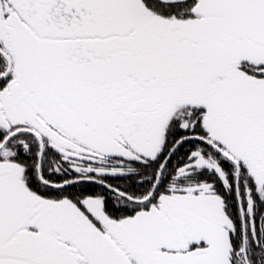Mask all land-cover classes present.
<instances>
[{
	"label": "flooded vegetation",
	"instance_id": "af4514ba",
	"mask_svg": "<svg viewBox=\"0 0 264 264\" xmlns=\"http://www.w3.org/2000/svg\"><path fill=\"white\" fill-rule=\"evenodd\" d=\"M159 1L0 0V145L4 143L0 149L8 147L11 152L9 158L0 159V169L9 171L0 175V253L17 250L51 264H66L45 249V231L40 225L45 210L40 211V207H49L45 205L48 198L53 201L56 197H43L42 192L66 189L78 180L105 183L111 188L115 179L142 169L143 182L151 178L156 164L159 173L178 141L194 137L180 142L174 153L185 141L201 148L188 152L186 164L168 184L169 193L157 196L159 207L151 208L150 204L136 211L144 212L141 234L129 230L127 240L138 264L146 258L155 259L148 242L164 245L162 228L167 224L163 222H177V215L163 206L165 199L175 196L180 212L197 224L183 239L191 240L199 250L189 244L174 260L192 254L189 264L222 262L224 250L227 252L225 232L231 239L234 226L222 200L212 198L213 184L195 183L194 176L200 169L214 172L227 190L232 189L231 178L235 177L237 193L243 168L254 178L264 176V154L247 142L252 133L264 128V45L256 42L264 39L259 33L264 31V15L246 9L264 10V0ZM196 18L208 21L200 31L194 26L193 32L186 22ZM237 66L241 69L235 71ZM30 78L39 81L52 97L49 107L41 104L29 87ZM251 89L259 91L262 102L254 101ZM243 99L247 103L236 108L235 103ZM135 104L143 107L133 110ZM216 106L223 111L215 122L232 124L230 133L222 136L211 126L217 143L209 138L203 117L207 109ZM157 115L162 117L153 123ZM172 128L176 138L166 148ZM241 144L249 153L261 155L255 158L256 164ZM208 146L220 154L218 159H211ZM18 163L27 170L32 164L34 176L45 188L21 190L18 182L23 175L18 172ZM23 174L28 175L25 167ZM145 175L147 179H143ZM258 185L264 187V177ZM59 199L55 204L61 205L60 213L55 214L57 208L52 206L46 212L53 217L48 218L51 224L55 219L58 225L67 216L63 203L69 197ZM189 199H193L192 212L185 205ZM162 211L165 218L158 220ZM88 214L95 216L92 210ZM222 216L225 226L221 225ZM14 222L16 229L12 231ZM37 225L40 233L29 231ZM71 241L65 243L73 251ZM83 256L81 252L82 264H89ZM0 264L36 263L0 254Z\"/></svg>",
	"mask_w": 264,
	"mask_h": 264
},
{
	"label": "rangeland",
	"instance_id": "374dc122",
	"mask_svg": "<svg viewBox=\"0 0 264 264\" xmlns=\"http://www.w3.org/2000/svg\"><path fill=\"white\" fill-rule=\"evenodd\" d=\"M197 20H190L188 22H186V24L188 26L192 27V31L194 32L195 27L200 31L201 28L205 27V24L208 20V18H196ZM195 26V27H194ZM190 27V28H191ZM194 27V28H193ZM204 31V30H201ZM208 34V32H205ZM248 37H250L251 33H247ZM249 40V38L247 39ZM206 45H208V43H206ZM237 69H241L240 66H237V68H235L234 70L236 71ZM163 74V73H162ZM162 74L160 73V75L162 76ZM221 84V83H219ZM192 89V93H195L196 90L193 87H191ZM223 90H226L224 88H221ZM222 95H224L225 93H221ZM246 100L243 99L241 101H238L237 103H235L236 108H241L242 104L245 103ZM247 103V102H246ZM221 104V103H220ZM223 105V104H221ZM232 106V105H231ZM230 106V107H231ZM222 107L221 106H216V108H213L211 111L209 109H207V112H205L203 115V117H205L204 119V128L205 130H207V133L209 135V138H211L214 142H219L218 138L215 136V132L211 131L212 128L215 129V131L217 132V134H219L220 136H222L224 133L228 134L230 133V130L232 129V124L231 125H220L217 122H215L216 116L219 114V112L223 111L221 110ZM233 110H235L233 108ZM237 118V117H236ZM166 119L162 120V122H164ZM168 121V120H167ZM161 122V124H162ZM160 124V123H158ZM160 124V128L161 125ZM165 124V122H164ZM166 125V124H165ZM164 125V127H165ZM212 126V128H211ZM264 128L260 129V131H255V133H252V137L250 139H247L248 143L252 142L254 147L256 148V150L258 152H260V154H264ZM164 131V130H163ZM163 131L162 133V138H163ZM242 145V144H241ZM166 146V142L165 145ZM213 146V145H211ZM170 147V146H169ZM210 147V146H209ZM167 148V146H166ZM212 148V147H210ZM209 149V148H208ZM241 149L244 153H246L249 157H251L253 159V161L255 160V158H261V155L258 153L256 155V153L254 152H248V149L246 147H243V145L241 146ZM209 154L212 156V153L210 151V149L208 150ZM163 152H166V150H164ZM217 152V151H216ZM165 153V154H166ZM11 155L10 150L8 149V147H4L3 149H0V159H2L3 157H7L9 158V156ZM256 155V156H255ZM15 163V162H14ZM255 163V161L253 162ZM196 164L201 166V162L197 161ZM195 164V165H196ZM256 164V163H255ZM33 166V165H32ZM18 167V172L20 174L23 175V178L19 179L18 184L20 185L19 188L25 189L26 184H27V176L26 174L24 175V167H25V171L26 166L24 164H19L17 165ZM195 171V173H197L198 171ZM187 171V166L186 168L182 171L183 173H185ZM203 171V170H202ZM180 172H171L170 175H172V180L171 181H175L176 180V175L179 174ZM196 175V174H195ZM264 176L260 175L257 178H255L256 183H259L262 181V178ZM4 181L2 182L3 186H4ZM175 187H178V182L174 183ZM168 187V185H167ZM4 189V188H3ZM258 193H260L261 195H264V187H257ZM166 192V191H165ZM169 193V191L167 192ZM175 194V193H174ZM160 196L162 194H159ZM170 196V195H168ZM212 198L216 201V197H219L217 194H211ZM175 197V196H174ZM173 197V198H174ZM173 198H168L165 199L166 202L164 204V209L167 212H170L172 215L175 214L176 216V221L177 222H172L170 219H168L166 222H163V224H167V226L164 228H162V233H164L165 235V242L164 245H168L171 244V242H178L180 240V246L183 248L187 247V245H189L191 242L188 241V239L184 240L183 239V235H186L189 230L190 231H194L197 229V224L194 220H192L190 217L182 214L179 210L178 206V201L173 199ZM182 201L186 200L183 198H180ZM53 201H49V198L47 200L48 203H46L45 205H48L49 207H55L57 208L56 213H60L62 207H60L61 205L58 203L55 204V202L57 200H61V199H52ZM159 201V199L155 198V201H153L151 203V208H155L154 206L157 204V202ZM188 201H190L189 203L185 204L186 208L188 209V212H192L191 208H193V199H189ZM64 207L68 208V211H66L65 213H67L65 216L66 218L59 220V224L56 225V220L53 219L54 223L51 224L48 222V218L51 219L52 215H49L48 213H46L47 211H49V207H40V211L45 210V216H42V222L40 223V225H43V229L45 231L44 234V238L46 240L43 239V241L46 243V247L45 249L48 252V255L50 254L51 257L56 256L57 255V259L59 260L60 263H62V261H64L66 264H82L81 262V258L79 257V255L82 254L84 255L83 257L87 260V262L89 264H138L137 260L135 259V256H133V254L129 251V249L127 248V246L125 245V241L121 243L120 239H119V235L117 234V232L120 233V235L123 236V234H127V232L129 231L130 228H134V226H137L138 224L143 225L142 221L138 222L139 219L142 218L141 215L144 214V212L140 211V212H135L134 215H129V216H123L121 218H115V217H111L108 213H106L104 211V203H103V198L102 197H89V198H84L82 200H80L79 202H77L76 200H73L71 198H69L68 200H66L63 203ZM62 205V206H63ZM38 206V205H37ZM156 207H159L158 205H156ZM143 209V208H141ZM92 210L93 214H95V216L93 217L91 214H88V211ZM251 211V208H250ZM173 212V213H172ZM160 218H158V220H161L163 218H165L164 215V211H162L160 213ZM174 215V216H175ZM51 216V217H49ZM57 216V215H56ZM163 216V217H161ZM58 217V216H57ZM178 217V218H177ZM53 218V217H52ZM56 218V217H55ZM41 220V219H40ZM223 224H221L222 226H225V224H227V221L224 219V217H221V220ZM150 222L147 223L148 229H150V227L152 226V224H149ZM170 224V226H169ZM175 228H177L178 230L175 231L173 230L174 226ZM36 228V229H35ZM35 228H29V231H34L35 233L41 232V227L39 225H37ZM227 229H229V227H226ZM226 233V246H227V252L226 249L225 251V255L223 256V264H236L235 260H236V255L237 254L238 258L240 261H243V257H240L239 255L241 254L240 251L239 252H235L231 246V240L230 237L228 235V231L225 232ZM40 237V236H39ZM71 239L73 240V242L71 241ZM126 240L129 244L131 243L129 240L127 239H123ZM70 241L72 242V250L70 251L71 248H67V243H70ZM158 244V243H157ZM67 245V246H66ZM131 245V244H130ZM193 248H196L199 250L198 247H196V245L191 246ZM180 249V248H179ZM169 251H172V249H169ZM198 250H196V252H198ZM166 251V249H165ZM72 252V253H70ZM167 252V251H166ZM69 255V256H68ZM192 254H190L189 256H185L182 255L180 256L178 261H175L173 259V257H168L166 258H149L146 260H144V262H142V264H189L187 261L190 259V256ZM227 255V256H226ZM226 256V257H225ZM71 257V258H70ZM225 257V260H224ZM71 261H70V259ZM73 259V261H72ZM140 259V258H139ZM222 262H219V264H222ZM211 263H214L213 260H211ZM244 263V261H243ZM215 264V263H214Z\"/></svg>",
	"mask_w": 264,
	"mask_h": 264
},
{
	"label": "trees",
	"instance_id": "16d2710c",
	"mask_svg": "<svg viewBox=\"0 0 264 264\" xmlns=\"http://www.w3.org/2000/svg\"><path fill=\"white\" fill-rule=\"evenodd\" d=\"M159 1V0H158ZM148 4L154 3L155 0H147ZM160 2V1H159ZM165 4V3H164ZM166 5V4H165ZM170 8L169 4H167V8ZM4 66V64H2ZM5 68V66H4ZM176 131L170 129L169 133L167 134L166 138V146H172L175 141V134ZM187 134V133H184ZM201 148L200 144H193L192 141H185L181 144V146L176 150L173 157L168 161L165 165L163 174L161 176V181L157 187V191L154 195L147 200L146 202H136L131 201L125 196H121L115 191L107 189L101 183L98 184L96 181H85V180H78L77 184L67 187L66 189H59L56 192H42L43 197H56L55 199H59L61 197H69L73 200L79 202L84 198L89 197H102L104 203V211L108 213L111 217L121 218L123 216L134 215V213L144 208L147 205H150L155 198L160 194V192H168L170 191L167 188V185L172 182V175L171 172H177L181 166L186 164V160L189 157V153L196 152ZM212 157L211 159H218L220 156L213 148H210ZM190 151V152H189ZM189 152V153H188ZM180 153L182 155H180ZM183 158V160H181ZM32 164L29 165L28 170H26L27 175V188H45L44 184L41 183L39 178L35 175L33 171ZM159 165L156 164L153 167V173L150 179L140 181L141 175L143 174V170H137L135 173L128 174L127 176H121L120 179H115V182L110 184L113 185L115 189L120 192H123L129 195L132 198L142 199L147 196L152 190L154 183L156 181V176L158 174ZM150 172V173H149ZM147 172L148 176L151 175V171ZM195 183L197 182H206L213 184L215 187L214 194H217L219 200H222L223 206L226 209V213L231 219L234 231L231 235V245L235 252L240 251V257L244 255L242 253V248L244 245L243 240V218L241 214V207H239V197L237 196L236 186L234 183L235 177L232 179V189L227 190L225 189L222 184L220 183L221 178L214 172H209L208 170L203 169V171H198L195 173ZM178 175V174H177ZM176 175V176H177ZM241 182H240V192L239 196L241 197L242 207L244 209V218L246 220V243H245V250L247 252L248 261L250 264H264V195L258 193L256 182L252 175H249L246 169L243 168L241 174ZM44 179H48L46 174L43 175ZM61 179L63 177H60ZM143 179H147L145 175ZM109 183V182H108ZM176 199V198H175ZM178 200V199H176ZM251 208V211H250ZM239 250V251H238ZM236 255V264H247L246 261H240L237 259L238 255Z\"/></svg>",
	"mask_w": 264,
	"mask_h": 264
},
{
	"label": "water",
	"instance_id": "95a60500",
	"mask_svg": "<svg viewBox=\"0 0 264 264\" xmlns=\"http://www.w3.org/2000/svg\"><path fill=\"white\" fill-rule=\"evenodd\" d=\"M164 1H170V0H164ZM247 10H249V11H251L252 13H256V14H258V15H264V10H262V9H259V8H257V7H247L246 8ZM256 42H258L259 44H262V45H264V39H256ZM3 76H0V78H2ZM28 85H29V87H31L34 91H36V95H37V97L39 98V102L41 103V104H44V105H46L47 107H49V105L52 103V97H50L49 95H48V93L42 88V86H41V84L39 83V81H37L36 79H32V78H30V80L28 81ZM157 106H158V103L156 104ZM140 107H143V106H139L138 104H135V106L133 107V110H137V108H140ZM163 115V114H162ZM162 115H157L156 117H154L153 118V123L155 122V120H157V119H159L160 117H162ZM218 121H220V122H224V123H227L228 122V119H224V118H218ZM66 124L67 125H69L70 126V124L68 123V122H66ZM191 139V138H194V137H185L184 139ZM184 139L183 140H180V141H178L176 144H175V146H174V148L171 150V152H169L168 153V157L165 159V161H164V163H163V165H162V168L160 169V171H159V173H158V175H157V180H156V182H155V184H154V187L152 188V191L150 192V194H148L146 197H144L143 199H136V198H132V197H130L129 195H127V194H125V193H123V192H120V191H118V190H116L115 188H110L107 184H105V183H103V185L106 187V188H108V189H110V190H112V191H115L116 193H118L119 195H123V196H125L126 198H128L129 200H131V201H136V202H145L146 200H148V199H150L153 195H154V192L157 190L156 188H157V186H158V184H159V182H160V177H161V175H162V172H163V170H164V165L166 164V162L170 159V157H171V155L174 153V150L179 146L178 144L180 143V142H182V141H184ZM208 143H209V141H208ZM212 144V143H211ZM4 145V143L2 144V145H0V147H2ZM239 165V164H238ZM9 171L7 170V169H0V175L1 174H4V173H8ZM239 173H240V171H238V173H237V175H238V177H237V186H238V183H239V177H240V175H239ZM42 175L40 174V178L42 179V177H41ZM42 181L45 183V181L42 179ZM237 196L239 197V207H241V214H242V218H243V229H244V234H243V240H244V245H243V248H242V252H243V255H244V261H246V263L247 264H250L249 263V261H248V257H247V252H246V250H245V243H246V240H245V238H246V231H247V229H246V220H245V218H244V209H243V207H242V204H241V200H240V196H239V192L237 193ZM16 222H14V227L12 228L13 230L12 231H14L16 228ZM128 248H130V249H132L131 248V246H129L128 245ZM133 250V249H132ZM9 251V253L8 252H5V253H0L1 255H3V256H5V255H10V256H12V257H19V258H21V259H25V260H31V261H33L34 263H36V264H51L50 262H47L46 260H44V259H41L40 257H37V256H34V255H32V254H29V253H25V252H23V251H15V250H8Z\"/></svg>",
	"mask_w": 264,
	"mask_h": 264
},
{
	"label": "crops",
	"instance_id": "0c3cea01",
	"mask_svg": "<svg viewBox=\"0 0 264 264\" xmlns=\"http://www.w3.org/2000/svg\"><path fill=\"white\" fill-rule=\"evenodd\" d=\"M255 22H258V21H255ZM259 23V22H258ZM257 23V24H258ZM247 25V24H246ZM248 28V27H247ZM259 33H263L264 34V31H259ZM249 38V37H248ZM250 40V39H249ZM253 93V94H252ZM251 94L252 95H254L255 97H253L254 98V101H256V102H262V99L261 98H259V91L257 92L255 89H251ZM258 96V97H257ZM143 218H141V219H139V221L138 222H143ZM170 226V225H169ZM171 226H174V224L173 225H171ZM142 226H140V224H138L137 226H134V228H130L129 230H133L134 229V231H135V233H137V234H141V231H140V228H141ZM173 230H175V231H177L178 229L177 228H175V226H174V228H173ZM128 233H129V231L127 232V234H123V237H125L126 239H129V236H128ZM180 240H179V243L178 242H171V244H168V245H159V244H155V243H152V242H148V245H150L151 246V250L149 251V253L153 256V257H165L166 259L168 258V257H173V259H177L178 257H179V255H181L182 253H184L186 250H185V248L183 247H181L180 246ZM193 242H191L190 243V246H193V244H192ZM188 246V245H187ZM168 248L169 249H172V251H169L168 250ZM180 248V249H179ZM165 249H166V251H165ZM153 259V258H152Z\"/></svg>",
	"mask_w": 264,
	"mask_h": 264
}]
</instances>
